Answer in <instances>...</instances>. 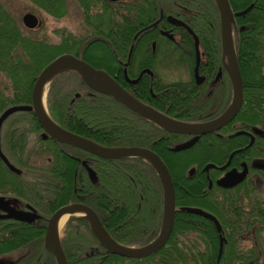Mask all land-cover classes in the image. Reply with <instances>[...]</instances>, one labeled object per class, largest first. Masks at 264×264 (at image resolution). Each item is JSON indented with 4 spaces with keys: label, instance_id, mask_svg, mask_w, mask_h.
Segmentation results:
<instances>
[{
    "label": "trees",
    "instance_id": "trees-1",
    "mask_svg": "<svg viewBox=\"0 0 264 264\" xmlns=\"http://www.w3.org/2000/svg\"><path fill=\"white\" fill-rule=\"evenodd\" d=\"M28 1L54 19L68 15L67 0ZM78 1L82 8V22L88 28L77 38V53L89 62L100 56L94 52L99 47L105 49L111 58L112 54L119 55L121 37L126 57L138 28L157 16L163 3V0H154L153 6V0H99V9L93 10L89 7L94 0ZM228 1L232 11L253 5L245 15L236 17L234 23L239 34L238 64L243 83V100L235 123L240 128L252 123L264 129V0ZM182 2L191 11L188 15L191 22H205L192 26L199 37L219 36V9L215 0ZM122 3L124 8L120 12ZM32 32L34 30L21 25L0 1V75L4 77V81L0 80V114L10 106L30 104L32 87L42 68L62 53L76 52L73 45L75 37L66 27L54 30L58 41ZM107 73L116 80L113 74ZM81 80L77 72L68 70L50 81L46 100L51 119L61 128L107 147L148 146L150 138L157 137V143L150 147L165 161L170 171L176 211L166 244L143 258L109 253L88 220L81 215H71L60 231L67 263L233 264L236 259L237 264H245L248 253L245 251V237L250 227L247 214L264 211L262 201L256 199L264 196V187L260 183L251 185L246 179L232 189H222L215 184L209 189V180L214 182L221 172L210 169L207 177V173L201 171L202 167L207 163L220 165L226 160V156L223 158L216 154V140L212 133L202 135L193 147L184 152L167 151L161 146L165 140L158 139L164 135L163 129L156 124L155 130L145 126L137 113L111 96L100 93L98 96L87 95L83 92L85 87H80L83 84ZM181 88L172 87V101L178 117L184 120L203 121L205 114L210 115L209 119L214 118L230 101L229 96L219 109L211 108L200 104L197 99H180ZM166 135L171 137L165 136L169 139L168 145L175 143L180 136L170 132ZM0 136L2 152L21 170L20 174L12 172L0 159V190L9 189L13 195L48 213L68 201L73 186L64 173H70L71 165L61 160V154L70 150L71 145L47 137L32 111L10 115L2 124ZM185 156V160L180 161ZM254 156L264 158V155ZM98 159L92 163L98 181L92 184L87 177L85 183L78 179L80 185L72 194L73 201L91 207L119 244L142 247L150 243L160 231L164 213L163 188L157 171L138 157ZM256 173L264 179L263 172ZM66 182L68 186L65 187ZM182 207L201 208L218 219L226 240L219 262V233L214 224ZM25 226L23 233L28 244L43 243V232L39 228ZM2 253L5 252L0 251ZM51 254L53 264H57L52 251Z\"/></svg>",
    "mask_w": 264,
    "mask_h": 264
},
{
    "label": "flooded vegetation",
    "instance_id": "flooded-vegetation-1",
    "mask_svg": "<svg viewBox=\"0 0 264 264\" xmlns=\"http://www.w3.org/2000/svg\"><path fill=\"white\" fill-rule=\"evenodd\" d=\"M73 1L75 12L79 20V22L77 21L79 28L77 27V29L75 28L74 30L75 33L73 35L75 40L73 45L76 52L71 54L84 60L82 54L77 53V38L81 35V32L87 31L88 26L82 22L80 15L82 8L79 1ZM98 1L99 0L92 1L89 8L93 10L99 9L100 5ZM107 1L115 2L118 0ZM182 1L186 0H163V3L159 7L158 15L152 20L142 23L138 28L134 35L136 38L134 39L133 37V42L129 47L126 57L123 53L124 47L121 37L119 55L112 54V58L111 55H108L107 57L100 55L94 59L90 58L92 60L91 62L86 60L84 61L94 69L113 74L116 78L115 81L120 85V87H123L143 105L151 107L179 122L202 123L213 120L222 114L232 100L233 85L230 75L231 62L228 52H224L223 50L220 27L219 36L207 35L199 37L192 29V26H195L196 24L202 25L205 24V22H191L188 18L191 11L185 4H183ZM215 1L217 3V0ZM152 5L154 6V0ZM123 8L124 5L122 3L119 6V11L121 12ZM242 10L232 11L233 20L231 22L230 40L236 55L237 63L239 34L237 30H235L234 23L236 17L242 16L237 15L236 13ZM189 28L193 31V34L198 40L197 47L195 44V37L189 32ZM242 28L243 27H241V29ZM76 32L78 34H76ZM132 45V52L129 57V51ZM197 48L199 51L198 64L196 52ZM89 49L92 48L90 47ZM196 72L198 77L196 76ZM93 79L97 83L102 82V79L100 78L93 77ZM81 81L83 82V80ZM80 87H85V89L83 88V92L89 96H98L99 94V92L90 89L84 82L80 85ZM172 87H182L179 90L181 92L180 99H197L200 104L210 106L211 108L216 107L219 109L223 103L227 101L229 96L230 101L228 106L218 116L209 119L210 115L205 114L202 116V119H204L203 121L192 122L179 118V114L175 112L172 101ZM137 115L140 120L142 119V121H144L145 126L149 125L152 130H155L156 123L139 114ZM42 131L45 133L43 128ZM163 133L164 135L158 138L159 140H165V144L161 146H163V148L167 151L175 153L184 152L190 149L202 137L201 135L189 148L173 151V147L190 140L194 137V135L177 133L180 136H178L176 142L168 145L169 139L165 136H167L166 134L169 132L165 131ZM46 136L49 137L47 134ZM212 137L216 140V154L223 158L226 156V160L220 165H215V168H210L219 170L221 174L214 182L209 180V189H211L214 184L217 185V180L224 177L227 172L231 170L241 172L245 167L247 168V174L244 180L247 179L251 185L260 183L261 186L264 187V179L260 178L256 173V171L264 173V158L254 156V154L264 155V129H260L252 123L247 124L244 128H240L236 125L234 117L219 130L212 132ZM156 143L157 137L153 136L150 138L148 146L135 145L134 147L146 148L154 151L150 146H153ZM61 155H63V157L61 156V160L71 165L70 173L65 172L64 176L67 179H71L70 181L73 186V190L71 191V194H69L68 201H66V203L64 202V204L62 203V205L53 209L50 213L43 210L41 211L35 205L25 201L22 197L13 195L9 189L0 190V251L5 252L0 254L1 264H29V250L36 249V247H44L45 245L44 235L46 233L48 221L52 214L64 205L70 203H82L73 201L72 198V194L77 191V187L80 185L77 183V180L79 179L81 182L83 181L85 183V177H87L88 181L92 184H96L98 181V176L92 163L94 161L98 162V158L102 157L74 146H71L70 150H66ZM228 161L229 163L227 166L223 170H220L219 168L225 166ZM205 165L202 167L201 171L207 173L208 177L210 169L208 171L203 170ZM87 167L91 168L95 172L97 176V181L95 183H93L90 179ZM83 173H85V176ZM210 183H212L211 187L209 186ZM64 186H68L67 182ZM217 186L222 189H232L237 185L232 188H224L219 185ZM256 199L262 201L261 208L263 209L264 196L257 197ZM12 212L21 213L23 219L9 218L8 215ZM247 215L249 216L250 227L246 231L245 237V251L248 252L245 257V264H264V211L256 213L248 212ZM14 225L15 227H13ZM25 225H32L39 228L43 232V243L37 242L35 244H28L24 237L25 234L23 233V231H26ZM225 243L226 241L223 242V244ZM217 262H219V259H217ZM34 263L46 264L39 261L36 262L35 260L30 264ZM233 264H237L236 259L233 260Z\"/></svg>",
    "mask_w": 264,
    "mask_h": 264
},
{
    "label": "water",
    "instance_id": "water-1",
    "mask_svg": "<svg viewBox=\"0 0 264 264\" xmlns=\"http://www.w3.org/2000/svg\"><path fill=\"white\" fill-rule=\"evenodd\" d=\"M220 14V29L222 36V45L224 52H228L230 62H231V80H232V100L226 110L216 117L213 120L202 122V123H183L176 121L174 119L169 118L168 116L160 113L159 111L145 106L140 103L134 96L128 93L123 87L112 78L106 72L102 70H97L91 67L84 60L74 56L71 53H62L52 59L49 63H47L42 70L40 71L38 77L36 78L34 85L31 91V103L28 105H14L5 109L0 114V131L3 122L13 113L19 111H32L45 131V133L56 140H59L68 145L81 148L86 150L94 155H97L102 158L107 159H117V158H125V157H140L148 161L157 171L158 176L160 178L162 188H163V197H164V213L160 231L156 238L152 240L150 243L142 246V247H128L123 246L116 242L111 235L108 233L103 223L101 222L99 216L96 212L89 206L83 203H70L64 205L57 209L52 216L50 217L46 229V233L44 235V243L45 245L53 252L57 264H68L67 258L64 253V250L60 241V230L62 226L56 230V222L58 219L66 214L68 215L66 220L71 215H81L85 217L91 225V228L100 241L101 245L107 249L109 253L116 254L122 257L128 258H143L149 256L151 254L159 251L167 242L174 222V216L176 211V200H175V191L171 178L170 171L166 166L165 162L162 158L154 151L146 148L139 147H107L99 145L95 142L90 141L87 138H84L78 134L72 133L68 130H65L58 126L50 117L48 111V115L44 113L42 107V94L45 93L47 97L48 85L50 81L59 73L63 71H75L82 78L83 82L89 86L90 89L99 92L101 94L111 96L115 98L122 105L130 109L131 111L147 118L148 120L153 121L162 129L167 132L172 133H183V134H192L193 138L190 140L178 144L173 147V151H179L192 146L196 140L201 135H205L208 133L215 132L219 130L222 126L226 125L230 122L238 113L242 100H243V83L241 78V73L238 67L236 55L232 46V42L230 40L231 34V22L233 20V13L228 0H217ZM252 5L247 7L246 9L237 12V15H243L247 11L250 10ZM21 21L23 25L28 29H35L40 26L41 22L38 16L32 12H26L22 15ZM189 32L193 34V31L189 28ZM194 35V34H193ZM195 37V44L197 47V38ZM136 36L134 37V39ZM132 47L129 51V57L132 52ZM197 52V64L199 61V51ZM196 76L198 74L196 72ZM93 77L102 79L101 83H97ZM199 82V81H198ZM78 96V94H76ZM47 104V102H46ZM0 159L4 162V164L14 173L20 174L21 170L15 167L8 158L4 155L1 149V136H0ZM225 166L220 167V170H223ZM216 166L212 163H208L205 165L203 170L208 171L210 168H215ZM87 171L90 179L93 183L97 181V176L95 172L87 167ZM247 174V168L241 172H237L235 170H231L225 174L224 177L217 180V185L224 188H232L239 183H241ZM212 183H210L211 187ZM183 210L200 215L208 220H210L216 231L219 233L220 247L218 251V259L221 256L223 242L226 241L222 235V227L218 219L211 213L197 207H182ZM9 218L14 219H23L21 213L12 212L8 215ZM63 223V224H64ZM1 264V262H0Z\"/></svg>",
    "mask_w": 264,
    "mask_h": 264
},
{
    "label": "rangeland",
    "instance_id": "rangeland-1",
    "mask_svg": "<svg viewBox=\"0 0 264 264\" xmlns=\"http://www.w3.org/2000/svg\"><path fill=\"white\" fill-rule=\"evenodd\" d=\"M0 1L12 13V15L15 18H17V20L19 21V23H21V25H23L21 21V17L24 13L32 12L38 16L41 24L39 27L35 29H31V30H34V32H32L33 35L47 37L48 40H51V41H58L59 39L58 35L53 33L55 29L66 27L68 30H70L74 34L75 28L76 29L77 27L79 28L78 26L79 20L75 12L73 0H67L68 15L67 17L59 19V20L54 19L51 16L46 15L44 12L36 9L35 7L31 5V3L28 0H0ZM76 34L78 33L76 32ZM94 52L98 55L107 56V52L102 47L96 48ZM0 80L4 81L3 75H0ZM46 109H47V104H46ZM185 158L186 156L182 157L180 161L185 160ZM1 260H5V259H1ZM28 260H29V264L34 260L36 262L39 261V262L46 263V264H53V256L51 254V251L46 247V245L44 247L43 246L36 247V249L29 250Z\"/></svg>",
    "mask_w": 264,
    "mask_h": 264
},
{
    "label": "bare ground",
    "instance_id": "bare-ground-1",
    "mask_svg": "<svg viewBox=\"0 0 264 264\" xmlns=\"http://www.w3.org/2000/svg\"><path fill=\"white\" fill-rule=\"evenodd\" d=\"M42 107H43L44 113L46 115H48L47 109H46V96H45L44 92L42 94ZM67 216L68 215L64 214L58 219V221L56 222V226H55L56 230L59 229L63 225V223H64L65 219L67 218Z\"/></svg>",
    "mask_w": 264,
    "mask_h": 264
}]
</instances>
